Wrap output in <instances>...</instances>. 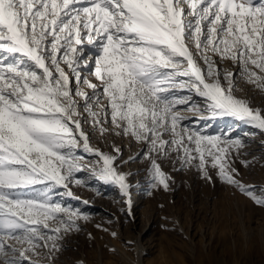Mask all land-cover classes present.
<instances>
[{
  "label": "snow or ice",
  "instance_id": "obj_1",
  "mask_svg": "<svg viewBox=\"0 0 264 264\" xmlns=\"http://www.w3.org/2000/svg\"><path fill=\"white\" fill-rule=\"evenodd\" d=\"M237 75L264 91V0H0V264H40L31 258L39 249L54 264L65 237L90 220L57 189L73 197L86 169L118 187L131 216L120 168L141 157L148 195L169 190L167 161L264 207V189L246 185L236 166L251 163L241 158L245 141L202 130L178 107L199 116L194 94L211 117L264 132V109L234 95ZM108 117L116 135L143 145L130 160L115 145H91L85 125L103 135ZM81 149L93 157L87 165Z\"/></svg>",
  "mask_w": 264,
  "mask_h": 264
},
{
  "label": "rangeland",
  "instance_id": "obj_2",
  "mask_svg": "<svg viewBox=\"0 0 264 264\" xmlns=\"http://www.w3.org/2000/svg\"><path fill=\"white\" fill-rule=\"evenodd\" d=\"M220 68L238 74L230 63L220 64ZM234 95L253 108L264 109V91L238 75ZM193 102L201 108L199 116L184 110L185 106H178L180 114L199 119L198 126L210 134L223 132L245 141L241 158L251 163L245 168L237 161L236 166L243 182L259 193L264 189V132L233 117H211L203 111L204 100L194 94ZM106 103L101 100L102 105ZM108 120L103 127L109 131L103 135L85 125L91 145L109 153L115 145L122 149V159L130 160L143 145L130 136L116 135L110 117ZM79 155L86 165L93 159L82 149ZM147 167L141 157L120 168L129 173L131 216L118 187L103 183L87 169L77 173L85 186H70L73 197L61 196L63 190L57 189V200L90 213V220L81 221V230L65 237L54 264H264V207L219 180L205 181L194 168L175 171L167 161L162 168L172 178L169 190H152L148 195ZM6 243L18 246L13 240ZM31 258L47 264L44 249Z\"/></svg>",
  "mask_w": 264,
  "mask_h": 264
},
{
  "label": "bare ground",
  "instance_id": "obj_3",
  "mask_svg": "<svg viewBox=\"0 0 264 264\" xmlns=\"http://www.w3.org/2000/svg\"><path fill=\"white\" fill-rule=\"evenodd\" d=\"M136 248H137V250H138V252H139V253H137V254H138L139 258H140V254H141V253H140V250H139L138 247H136Z\"/></svg>",
  "mask_w": 264,
  "mask_h": 264
}]
</instances>
